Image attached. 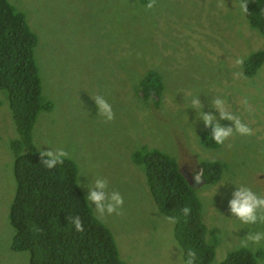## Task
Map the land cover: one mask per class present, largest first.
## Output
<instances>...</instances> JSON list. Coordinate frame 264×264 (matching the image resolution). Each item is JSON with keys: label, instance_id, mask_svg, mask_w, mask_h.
Listing matches in <instances>:
<instances>
[{"label": "rangeland", "instance_id": "1", "mask_svg": "<svg viewBox=\"0 0 264 264\" xmlns=\"http://www.w3.org/2000/svg\"><path fill=\"white\" fill-rule=\"evenodd\" d=\"M7 1L24 14L36 37L41 94L51 103L35 118L33 147L66 149L77 175H88L78 177L84 196V184L96 176L106 178L109 191L121 193L119 214L97 217L90 208L110 231L123 264H184L172 219L157 210L142 169L132 161L133 150L141 147L169 155L190 181L205 239L213 244L210 264L239 248L260 252L256 264H264V241L240 247L249 229L226 218L231 185H218L224 179L246 182L264 194V174L256 179L264 173V62L253 74L244 73L246 58L264 49V36L249 26L239 0H152L150 9L148 0ZM238 57L241 65L235 64ZM148 72L152 77L142 82ZM146 90L154 99L141 98ZM95 94L112 104L110 122L95 114ZM196 95L205 112L223 97L251 135L233 134L214 147L203 143L207 129L187 109ZM16 135L1 90L0 264H29L27 250L10 248L15 180L9 143ZM211 161L221 164L218 179L204 182V174L197 180L195 174ZM257 228L264 225L252 226Z\"/></svg>", "mask_w": 264, "mask_h": 264}, {"label": "trees", "instance_id": "2", "mask_svg": "<svg viewBox=\"0 0 264 264\" xmlns=\"http://www.w3.org/2000/svg\"><path fill=\"white\" fill-rule=\"evenodd\" d=\"M245 2L249 26L264 36V0ZM35 43L24 14L7 0H0V91L6 94L17 132L9 143L15 180L8 209L13 228L10 248L27 250L29 264H123L110 231L93 215L77 185L75 163L66 159L62 165L47 169L33 147L35 118L40 110L51 107L41 94L33 56ZM263 62L264 49L252 52L244 61V73L253 74ZM151 77L148 72L142 82ZM141 95L143 100L154 99L149 90ZM207 132L202 134V141L214 147L205 137ZM132 161L142 169L157 210L172 219L184 261L191 252L193 264H210L213 244L205 239L207 228L201 220L199 202L177 163L169 155L147 147L133 150ZM220 170V162H205L201 166V175L208 174L204 182L216 181ZM74 216L80 217L83 231L73 230ZM259 253L239 248L228 252L220 264H256Z\"/></svg>", "mask_w": 264, "mask_h": 264}, {"label": "clouds", "instance_id": "3", "mask_svg": "<svg viewBox=\"0 0 264 264\" xmlns=\"http://www.w3.org/2000/svg\"><path fill=\"white\" fill-rule=\"evenodd\" d=\"M145 7L150 9L152 7V0H148ZM239 11L242 15L248 13L245 0H241L239 3ZM242 63V58L238 57L235 59L236 65H241ZM198 96L196 95L191 100L190 106L187 109L194 111L195 117L208 130L205 137L209 138L213 144L218 146L223 145L233 134L239 136L251 135L252 130L241 122L239 116L226 109V101L223 97L214 98L211 105L208 104L211 111L205 112L202 111L203 106ZM90 99L95 106V114L102 117L103 121L110 122L114 118L112 104L104 95L95 94ZM220 121H228L230 124L222 125ZM38 155L40 163L47 169L56 168L62 165L66 159H69V152L63 147L51 148L45 146L44 149L39 150ZM260 174L264 173H258L256 176L257 180H261L258 179ZM81 176L87 177L88 175L83 170H80L76 176L77 183L78 177ZM226 184L231 185V191L228 194L229 198L226 204L228 213L226 218L233 219L239 225L247 226L249 229L240 241V247H248L249 245L254 247L259 246L264 241V230L259 228L252 230V226L264 225V194L254 190L246 182L235 183L234 181L224 179L218 183V185ZM84 187L86 189L84 198L97 217H104L106 214L111 215L113 213L119 214L124 203L123 197L119 191L108 190V181L106 178L96 176L91 180V183L88 181L84 184ZM187 211L188 209H184L185 213ZM71 223L74 231H83V225L79 216L72 217ZM194 258V254L189 252L184 264H193Z\"/></svg>", "mask_w": 264, "mask_h": 264}, {"label": "water", "instance_id": "4", "mask_svg": "<svg viewBox=\"0 0 264 264\" xmlns=\"http://www.w3.org/2000/svg\"><path fill=\"white\" fill-rule=\"evenodd\" d=\"M183 173V172H182ZM184 176H185V174H183ZM185 178H186V180L188 181V183L190 184V181L188 180V178L185 176ZM195 178L197 179V180H200V178H201V174L199 173V175L198 174H195ZM191 185V184H190Z\"/></svg>", "mask_w": 264, "mask_h": 264}]
</instances>
